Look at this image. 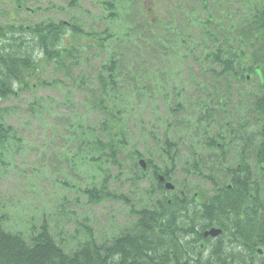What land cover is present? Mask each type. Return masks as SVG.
<instances>
[{"label":"rangeland","instance_id":"obj_1","mask_svg":"<svg viewBox=\"0 0 264 264\" xmlns=\"http://www.w3.org/2000/svg\"><path fill=\"white\" fill-rule=\"evenodd\" d=\"M24 1L26 10L17 12L13 0H0V25L77 23L94 36L77 40L79 65L69 74L41 64L30 81L37 87L0 102V109H10L1 113L2 119L23 140L21 148H10L0 158V218L5 217L8 231L26 235L47 223L65 251L73 253L85 239L81 224L93 227L98 240L105 242L126 231L134 218L133 209L121 200L88 204L83 190L108 180L111 193L127 196L137 209L145 207L146 193L130 192L133 186L122 176L135 173L132 153L164 166L163 144L171 140L184 158L195 150L209 155L206 137L196 130H205L202 110L219 114L226 97L231 119L238 122L253 98L240 96L232 87L229 99L224 82L211 74L214 67L205 57L214 48L199 18L192 16L200 15L199 0H157L149 17L144 4L150 7L151 0ZM251 1L260 7L259 0ZM111 2L115 10L108 5ZM178 3V14L173 9L164 14ZM151 21L155 26L148 29ZM111 35L102 46V39ZM112 58L118 60L117 83L110 87L107 103L123 113L127 142L117 164L107 158L99 163L92 160L99 157L97 142H108L101 131L104 116L97 107L101 96L97 77ZM258 87L257 81L245 86L252 94H259ZM243 100L248 103L242 105ZM220 124L222 117L214 118L208 128L212 136L222 130ZM118 175L120 181H111L110 176ZM173 181L182 182L178 177ZM145 184L156 186L152 176ZM198 188L208 190V184L201 182Z\"/></svg>","mask_w":264,"mask_h":264},{"label":"trees","instance_id":"obj_2","mask_svg":"<svg viewBox=\"0 0 264 264\" xmlns=\"http://www.w3.org/2000/svg\"><path fill=\"white\" fill-rule=\"evenodd\" d=\"M199 1L202 11L200 10V15L192 16L199 18L198 23L205 27V36L214 48L205 57V61L214 67L210 72L219 81L224 82L229 99L233 94L232 87L240 96L253 98L251 107L246 100L242 103H248L247 110L252 117H243L239 122L242 123L240 129L234 127L230 123L226 97L219 114L215 110H202L206 119L205 130H196L206 137L204 142L208 141L204 144L209 154L207 159L196 150L189 158H184L179 152L178 144L167 140L163 144L165 165L161 166L148 160V170L143 171L139 161L144 159V156L137 151L133 152L131 170H135V173H124L122 176L127 177V183L133 186L130 192L140 190L146 193L148 205L143 208H135L127 196L111 193L108 180L100 186L95 185L83 190L90 205L98 206L117 199L133 209L131 214L134 218L129 228L105 242L98 240L93 227L86 223L81 224L85 239L78 243V248L73 253H68L61 242L56 240L47 223L27 236L21 232L8 231L5 227V217L2 216L0 264H181L179 258L184 255L188 245L183 236L197 230L200 235L201 230L213 223L221 225L230 231V234L234 233L227 242L217 241L220 252L216 264H247V254H250L251 258L248 264H264V221L249 217L244 219L243 212L244 208L247 212L255 209L256 201L250 199V190L259 184L255 178L256 171L246 156L253 155L256 159L254 164L264 169V0H259L260 7L254 6L251 0ZM13 2L17 12L26 10L24 0ZM112 2L108 5L115 10L116 5ZM73 6L76 4L73 3ZM134 9L138 10V7ZM170 9L178 14L181 7L178 3L169 8L167 14ZM191 10L193 11V8ZM118 14L120 13H117V17ZM111 15L116 17L114 13ZM204 16L206 19H201ZM153 26L155 25L149 23L148 29ZM82 36L94 34L86 32L77 23L43 21L28 26L0 25V102L18 97L23 92L37 87L31 85L30 81L37 77L41 64H52L69 74L73 66L79 65L76 53H79L80 48L77 46V40ZM111 38L112 35L103 38L101 45L104 46L106 40ZM117 64L118 60L112 58L102 67L103 72L97 77L101 90L97 107L104 116L101 131L108 138L107 143L97 142L99 157L92 160L98 163L107 158L110 163L117 164L119 153L127 145L123 113L120 110H111L107 103L110 87L117 83ZM104 73L109 76L106 77ZM84 80L85 78L81 80L82 85ZM253 81L259 82V94L246 92L245 86ZM9 110L0 109L1 159L5 158L4 153L10 148H21L23 143L18 130L8 125L1 117L2 112L8 113ZM221 117L224 124L219 126L222 130L212 136L208 128L214 118ZM252 118L256 128L253 127L254 123H251ZM227 135H230L231 139L240 138L242 143L241 147H234L242 159L230 166L228 165L232 163L227 160L228 146L223 147ZM232 144L234 141L229 145ZM219 145L222 146L219 148ZM179 166L182 167L185 187L190 186V178L198 177L220 188L218 195L212 199L199 196L198 202L190 193L176 199L175 193L164 189L159 175L165 176L167 181H173V178L180 174ZM151 176L156 186L151 184L146 188L145 181ZM120 177L121 175L110 176V179L118 182ZM234 237H237L240 243L232 240ZM259 247L263 249V254L258 252ZM189 251L192 252L193 248H188L186 253ZM195 253L194 250L192 254Z\"/></svg>","mask_w":264,"mask_h":264},{"label":"flooded vegetation","instance_id":"obj_3","mask_svg":"<svg viewBox=\"0 0 264 264\" xmlns=\"http://www.w3.org/2000/svg\"><path fill=\"white\" fill-rule=\"evenodd\" d=\"M255 125H256V123L253 124V126H255ZM226 146H230V145H228V142L225 144L224 147H226ZM246 159L252 161L253 159H255V157L249 155V156H246ZM257 171H258V173H259L260 176H264V169L263 168H261V167L260 168H257ZM257 190L258 189L256 187H253V191L256 192ZM248 192H249V188H248ZM259 194L260 195L262 194L263 197H262V202L258 204V208L261 207V206H264V189L263 188L260 189V193ZM184 195H185V192H182V194L179 197L180 198H183V197H185ZM194 198L198 202L199 195L196 194L194 196ZM195 208H197V204L196 203H195ZM209 208H212V206H209ZM243 212H244V219H247L249 216H255L256 213H257L256 210H250V212H247L246 208L243 209ZM258 215H259L260 218H263L264 217V213L263 212L262 213H259ZM221 229L223 230V232H224L223 236L225 237L226 231L223 228H221ZM197 232H198V230L195 231V233H197ZM205 232H207V230ZM205 232H203V233H205ZM183 237L185 238L186 242L188 243L187 247H193L194 248V244L192 242H195L197 240L196 236L192 233L190 235H186V236H183ZM231 237L232 236L230 235L229 238H231ZM222 241L225 242L226 240H222ZM236 242L239 243V240H236ZM204 247H205V244L200 245V249L201 250ZM260 254H262L261 251H260ZM181 258H182L181 264H196L198 262V257L197 256L195 257V256L185 255L184 254L183 256L180 257V259ZM205 259L208 261V263H213V262H216L217 261L218 257L217 256H213V255H210V254L207 253L205 255Z\"/></svg>","mask_w":264,"mask_h":264},{"label":"water","instance_id":"obj_4","mask_svg":"<svg viewBox=\"0 0 264 264\" xmlns=\"http://www.w3.org/2000/svg\"><path fill=\"white\" fill-rule=\"evenodd\" d=\"M141 165L145 168L146 167V164H145V162L144 161H142L141 162ZM164 179L162 178V181H163ZM166 187H167V189H169V190H173L174 189V186L172 185V184H170V183H167L166 184ZM221 234V231L220 230H211L210 232H208V233H206V235H211V236H213V237H216V236H218V235H220Z\"/></svg>","mask_w":264,"mask_h":264}]
</instances>
